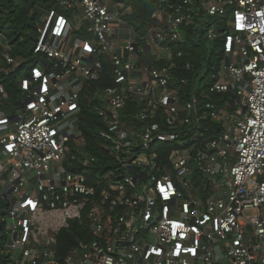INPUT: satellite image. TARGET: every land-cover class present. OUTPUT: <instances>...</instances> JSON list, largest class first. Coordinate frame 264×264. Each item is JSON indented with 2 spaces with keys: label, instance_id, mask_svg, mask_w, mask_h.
I'll return each instance as SVG.
<instances>
[{
  "label": "built area",
  "instance_id": "built-area-1",
  "mask_svg": "<svg viewBox=\"0 0 264 264\" xmlns=\"http://www.w3.org/2000/svg\"><path fill=\"white\" fill-rule=\"evenodd\" d=\"M41 1L27 67L0 37V77L20 74L14 101L0 82L9 264H59L73 223L89 239L63 264H264V0H159L142 33L112 0ZM200 29L221 64L186 90L174 49ZM103 61L95 113L115 166L90 182L65 164Z\"/></svg>",
  "mask_w": 264,
  "mask_h": 264
},
{
  "label": "trees",
  "instance_id": "trees-1",
  "mask_svg": "<svg viewBox=\"0 0 264 264\" xmlns=\"http://www.w3.org/2000/svg\"><path fill=\"white\" fill-rule=\"evenodd\" d=\"M159 0H112V3L121 4L124 8L130 9L128 23L139 32H144L149 26L150 16L157 8ZM175 1V0H168ZM47 3L41 0H0V33H4V39L8 40L13 47V55L24 60L31 55L32 46L36 39V24L39 20V8ZM203 29L198 33L190 34L187 43L175 48L176 51L184 53V59L180 66L184 67L186 63L191 65V71L185 72L180 69L178 77L185 78L188 81L186 90H193L195 79L198 78V86L201 81L216 73L219 70L222 52L219 43L211 45L201 40L200 36ZM103 72L99 79L92 83L81 94V112L77 127L81 133L84 143L83 153H73L70 150L68 158L74 154L75 160L66 162L65 166L72 171H80L84 174H90L89 181L94 182L95 175L104 174L110 167L115 166L110 160L108 154L100 148V132L103 127L100 119L95 113V107L102 106L103 101L100 97L101 92L112 84V69L107 62L103 61ZM20 74L3 75L0 82L5 86L9 98L14 101L18 96L16 80ZM230 95L223 96V99L230 98ZM72 149V148H71ZM86 158H96L88 168H82V162ZM8 212V203L2 197L0 189V264H9L10 256L4 249L6 241V218ZM89 235L83 226L75 223L71 225L68 231H63L59 236L58 257L59 264H63V257L69 249L77 244L79 240H87Z\"/></svg>",
  "mask_w": 264,
  "mask_h": 264
},
{
  "label": "rangeland",
  "instance_id": "rangeland-1",
  "mask_svg": "<svg viewBox=\"0 0 264 264\" xmlns=\"http://www.w3.org/2000/svg\"><path fill=\"white\" fill-rule=\"evenodd\" d=\"M4 33H5V29L3 30L2 33H0V37H4ZM31 56H28L27 58H25L23 60L22 63H24L26 65V67L28 66L29 62L31 61ZM209 78H210V75H207V77H205L202 81H201V85H204L205 83H207L209 81ZM14 113H16L13 109L10 110V114L9 115H14ZM1 177V176H0ZM1 180L2 178H0V186H1ZM9 222L7 221V218H6V225L8 226Z\"/></svg>",
  "mask_w": 264,
  "mask_h": 264
},
{
  "label": "water",
  "instance_id": "water-1",
  "mask_svg": "<svg viewBox=\"0 0 264 264\" xmlns=\"http://www.w3.org/2000/svg\"><path fill=\"white\" fill-rule=\"evenodd\" d=\"M130 171H138V169L131 168ZM143 177H144V174H143ZM5 195H6V194H4L3 198H5Z\"/></svg>",
  "mask_w": 264,
  "mask_h": 264
},
{
  "label": "crops",
  "instance_id": "crops-1",
  "mask_svg": "<svg viewBox=\"0 0 264 264\" xmlns=\"http://www.w3.org/2000/svg\"><path fill=\"white\" fill-rule=\"evenodd\" d=\"M112 4H115V3H112Z\"/></svg>",
  "mask_w": 264,
  "mask_h": 264
}]
</instances>
